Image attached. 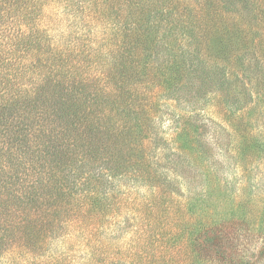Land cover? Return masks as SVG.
<instances>
[{
    "label": "trees",
    "instance_id": "1",
    "mask_svg": "<svg viewBox=\"0 0 264 264\" xmlns=\"http://www.w3.org/2000/svg\"><path fill=\"white\" fill-rule=\"evenodd\" d=\"M213 97L224 151L191 122ZM173 102L187 150L161 159ZM260 116L264 0H0V264H258Z\"/></svg>",
    "mask_w": 264,
    "mask_h": 264
},
{
    "label": "rangeland",
    "instance_id": "2",
    "mask_svg": "<svg viewBox=\"0 0 264 264\" xmlns=\"http://www.w3.org/2000/svg\"><path fill=\"white\" fill-rule=\"evenodd\" d=\"M85 6L87 8L88 5L85 4ZM89 11H87L86 13H88ZM47 17L45 19V23L46 25H48V28H53L54 29V34L58 37L61 36L62 33L60 32H65L67 30L68 25L66 24V22H63L62 20V16L64 15H59V12L52 7H48L47 9ZM82 22V20H81ZM92 23V29L89 32L90 36H92V38L97 34L98 36L101 35L102 33V29L109 26L106 21H98V22H94V20L91 21ZM67 26H66V25ZM72 32L75 31V27L72 29H69ZM77 32H80L81 29L78 28L76 29ZM74 32L73 34H80ZM81 34L83 35V33L81 32ZM239 87H235L234 90H232V93L236 95V93H239L240 91L238 90ZM212 97V95L210 96ZM209 97V98H210ZM176 103L173 102V107L171 108L172 110L167 109L165 106L161 105V109L164 111V113L161 116V125L163 127H161L164 131H160L161 135L164 138V142L165 145L168 144V148L165 147V149H162L160 151V153L158 151H156L154 148L152 149V151L160 156L161 159H163L166 154H170V149L176 153L175 157L179 154L183 152H186L187 149H185V147L183 146L184 140L180 139L178 136V132L180 130V128L182 127L181 123L183 122V118L181 120L178 119L177 116H175L173 114L174 109L177 110V114H180L183 112V105L182 104H177V107L175 106ZM198 106H204L206 107L204 110H202L199 114H194V116L191 118V122H195L196 124H202V139L204 140L203 142L205 143V145L208 146H213L212 148H215L216 146H219L221 149L219 151H224L223 146L225 147L226 145L228 146V149L232 147V145L237 142V140L239 139V133L232 131L231 130V134L227 135L228 132L223 130L224 128H232L228 125H226L225 121L228 120V116H230L231 111L227 110V107L224 105V103L220 100V98L218 97H213L211 99H205L202 100L201 103L197 104ZM175 110V111H176ZM205 111V112H204ZM257 112V110H255ZM255 113L256 117L259 116L258 113ZM232 115V114H231ZM247 119H251L254 120V116L251 118V116H246ZM245 117V118H246ZM176 122L175 125H173ZM243 122V121H242ZM259 125L261 126L260 128L264 131V117L260 116L259 117ZM237 125V124H236ZM239 127V125H237ZM172 127V130L170 129ZM174 128L175 131H174ZM179 128V129H178ZM213 128V129H212ZM215 130V131H214ZM192 132V131H191ZM169 141V142H166ZM159 153V154H158ZM227 153H230L227 152ZM155 161L157 160V157L155 156L153 158ZM159 159V158H158ZM164 161V160H163ZM238 165V174L240 178H244L245 175H247L248 171L245 170L244 166V160L242 159V161H238L236 166ZM182 168H184V171L186 172L185 174H189L191 173V171H193L192 167L187 164L186 162H183L181 165ZM251 167L253 168L252 172L254 175H256V178L261 177V181L264 182V160H258L257 163H252ZM232 176H230L231 178ZM224 183H226L228 186L231 184H235L237 188H239L238 190L240 191V189L246 184V181H239L237 178H231L227 180H225L224 178L222 179ZM261 183V182H260ZM264 187V184L261 183ZM262 192L261 188L257 189V198L259 201V203L261 202V198L262 196L260 195ZM257 260L259 261L258 264H264V246H259L258 250H257ZM79 256L76 258V262L79 263L80 262ZM81 261H83V259H81Z\"/></svg>",
    "mask_w": 264,
    "mask_h": 264
}]
</instances>
